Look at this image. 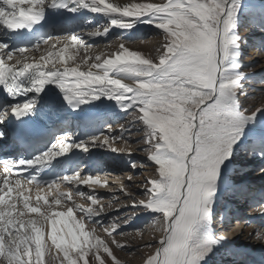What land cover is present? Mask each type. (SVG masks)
<instances>
[{
	"label": "snow or ice",
	"instance_id": "snow-or-ice-1",
	"mask_svg": "<svg viewBox=\"0 0 264 264\" xmlns=\"http://www.w3.org/2000/svg\"><path fill=\"white\" fill-rule=\"evenodd\" d=\"M78 2L90 6L94 13L111 15L112 27L128 29L133 20L140 18L153 24L162 33L155 54L134 50L119 39L114 51L93 56L87 53L91 46L81 36L65 35L62 45L46 38L31 48H19L15 52L23 59L13 62L14 51H5L7 46L0 43V85L13 94H39L46 85L56 84L69 105L105 97L125 110L131 109L132 124L139 125V132L143 133L137 143L146 154L152 173L142 182L143 198L136 199L134 193L128 192V184L121 183L120 192L131 200L126 207L159 214L157 222L162 225L154 251L142 259V264H200L212 249L207 241L194 239L192 225L210 215V197L219 170L230 158L246 116L255 117L264 111V106L239 111L233 99L239 78L225 75L224 61L236 45V38L230 36L235 8L229 0ZM48 3L49 0H0V27L15 32L33 25L39 22ZM107 31L105 28L87 35L100 36ZM41 45L48 47L39 57L23 55L39 51ZM81 49L85 56L78 63L76 57ZM28 73L33 74L31 87L24 88L19 79ZM34 106V101H25L13 105L10 112L19 119L30 114ZM112 131L109 126L108 135L79 143L60 135L47 151L33 159L0 160V264H45V253L52 252L51 246L62 253V259L59 255L50 256L49 264H122L115 250L124 245L117 237L130 234L121 229L131 215L104 223L101 197L80 187L101 183L107 186V179L101 181L99 175L76 172L44 183L49 189L57 185V191L40 195L44 184L38 183L35 176L25 178L28 169L45 165L73 149L87 152L90 147L107 146L118 151L114 143L124 139L111 136ZM3 138L4 133L0 132V139ZM14 172L20 173L27 185L36 182L35 202L26 194L31 188L21 178H14ZM127 179L132 181L133 177L129 175ZM59 184H65L67 191H59ZM73 193L86 203L73 201ZM45 223L50 226L47 235L51 246L43 230ZM98 227L103 231H98Z\"/></svg>",
	"mask_w": 264,
	"mask_h": 264
},
{
	"label": "rangeland",
	"instance_id": "rangeland-1",
	"mask_svg": "<svg viewBox=\"0 0 264 264\" xmlns=\"http://www.w3.org/2000/svg\"><path fill=\"white\" fill-rule=\"evenodd\" d=\"M139 2H145V0H139ZM229 3L235 8L234 26L230 31V36L236 38V45L230 48L231 54L224 61V71L227 77L239 78L233 97L237 109L241 112L251 111L255 106H264L261 104V101L264 100V0H229ZM112 18L110 16L108 19V26H110ZM84 22L88 25L85 30L80 27V32L82 30L94 32L101 26L107 28L104 26L106 24L104 21L94 22L92 17H85ZM132 24L133 26L128 29L113 27L110 31L108 30L109 32L107 31V38L111 36L112 42L120 39L128 43L127 46L130 47L141 40L152 42L159 35L162 37L161 31L153 24L144 22V18L133 20ZM140 34L141 36L143 34L142 38H139ZM149 53L154 55L155 49ZM235 65H239V67L237 68ZM131 111L130 109L122 115H109L110 117L103 120V125L99 126L95 133L82 137L80 140L75 138L72 129L65 130L62 135L71 137L70 142L79 143L89 141L93 136L108 135L110 126L113 129L111 136L120 135L123 137L124 140L114 143V147L122 146L125 149L123 152L112 151L107 146L90 147L91 149L89 148L87 152L73 149L80 153H77V156L80 155L79 162L74 168H69V172L72 174L81 172L86 176L90 163H93L90 171L99 175L101 181L106 176L108 179L113 177L115 172H124L121 174L126 176L123 181L120 178H111L109 186H103L101 183L94 184V186L93 184L80 185V187L85 192L94 191L101 197L100 203L105 206L106 214L103 217L104 223H108L110 218L131 215L129 222L121 229V231L130 234L125 237H117L124 247L116 249L115 254L122 264H142V259L154 251L155 245L162 235V225L157 222L159 214L131 206L126 207L131 204V200L120 192L121 183L128 184V192L134 193L136 199L143 198L142 182L152 173L151 164L147 160L146 154L140 151L141 145L137 143L143 133L139 132V125L132 124ZM129 130H131L130 134H128ZM56 139L52 141L51 145L55 143ZM125 140L128 143H125ZM17 158H19L18 155ZM77 161L78 157L72 162ZM133 164H137V167L134 168ZM72 165H66L65 169ZM222 166L224 170L220 168L215 190L210 197L209 217L205 220H198L192 225L194 239L207 241L212 249L200 261V264H259L253 249L264 248V229L262 228L264 211H260L261 208H264V178L260 179L257 176V172L260 170L264 173V111L257 112L255 117L246 116L240 138L230 158L225 160ZM227 167L232 174L230 182L225 180L227 178L224 172ZM129 175L133 177L132 181H128ZM240 183L244 186L242 193H244L245 200L240 202L243 205L240 207L238 216H235L234 213L237 209L233 210V208L238 205L235 204V201L242 194L241 190L237 192L236 189ZM236 184L238 185L236 186ZM102 190H107V192L104 194ZM60 191L67 190L61 189ZM232 193H235V198ZM14 196L15 193H13ZM72 196L76 203H86L75 193ZM49 199H51L50 196ZM32 201L35 202V200ZM41 203L43 202L41 201ZM106 203H111L112 207L109 208ZM117 208L119 211H116ZM133 213L135 214L133 215ZM30 215L35 216V214ZM27 218L28 216H25V219ZM229 222L232 225L230 230L235 231L234 235L228 234L230 230H227L229 229L227 223ZM98 231L102 232L103 229L98 227ZM221 234H224L226 238L221 239ZM146 245H152V247L149 248ZM55 253L49 254L46 250L45 264H49L50 256L61 255L60 258L62 257V253ZM52 264H58V261H53Z\"/></svg>",
	"mask_w": 264,
	"mask_h": 264
},
{
	"label": "bare ground",
	"instance_id": "bare-ground-1",
	"mask_svg": "<svg viewBox=\"0 0 264 264\" xmlns=\"http://www.w3.org/2000/svg\"><path fill=\"white\" fill-rule=\"evenodd\" d=\"M51 0H49V2H50ZM74 5L75 6H77L78 7V9L79 10H82V12H81V14L78 16V19H77V25H71V26H69L68 28H66L64 31H61V32H58V33H56L54 36H53V40L52 41H50V43H58V44H60V45H62L63 44V42H64V39H65V35H78V36H81L83 39H84V41L88 44V45H90L91 47L89 48V49H87V53L88 54H90V55H98V54H101V53H104V54H107V53H110V52H112V51H114V48H115V46H116V44L119 42V39L118 40H115V41H113L112 42V37L110 38H107V32L106 33H103L102 35H100V36H89L88 35V37H87V33H89V32H84L83 30H82V32H80L79 30H80V27H82V29L84 28V30H85V28L87 27V23H85L84 22V17H86V16H89V17H92V19H94V22H101V21H104L106 24L104 25L105 27H107V29L110 31L113 27L111 26V23H109V25L110 26H108L107 24H108V22H109V18H110V16L111 15H108V14H102V13H94V12H92L91 10H90V6L89 7H86V6H84V5H82V4H80L79 2H78V0H76V2L74 3ZM92 23V22H91ZM103 29H105V28H103L102 26H101V28H97V30H101V31H103ZM95 30V29H94ZM96 30V31H97ZM108 31V32H109ZM105 34H106V36H105ZM59 37V39H56V38H58ZM143 37V34H142V36H141V34L139 35V38H142ZM157 38V37H156ZM162 40V37H160V35L158 36V38L155 40V41H147V40H141L140 42H137V43H134L133 44V46H130V48L132 47L133 49H138V50H140V51H142V52H150V51H152V50H154V49H156L157 47H158V45H159V43H160V41ZM0 43H2V44H4V45H6L7 47H9L10 45H9V43H8V41H7V37L5 36V34H4V31H3V27H0ZM48 47V45H44V46H41V48H40V50L39 51H28V52H26L25 54H23V55H27L29 58H31V57H39V55H41L42 53H43V51H44V49L45 48H47ZM16 50H18V49H16ZM16 50H13L14 52H13V57H16V56H20L22 59H23V56L20 54V53H18V52H15ZM84 56H85V50L84 49H81L80 50V52H79V54L77 55V57H76V62H80L81 60H83V58H84ZM82 67H87L86 65H82ZM78 107H82V109H81V111H80V113L79 114H89V115H91L92 117H98V119H103L104 117H107L108 118V116L109 115H111V116H116V115H122V114H125L128 110H130V109H128V110H125L119 103H117L115 100H111V99H108V98H105V97H101L100 99H97V100H93V101H91V102H89V103H85V104H80V105H78ZM110 117V116H109ZM77 124V123H76ZM3 129V128H2ZM1 128H0V130H2ZM95 133V132H94ZM80 139H82V137L80 136V137H77V140H80ZM10 143H11V141H9ZM74 142V141H73ZM72 142V143H73ZM14 147V146H13ZM117 149H118V151H119V149H121V148H123L122 146H120V145H118L117 147H116ZM91 149V148H90ZM6 145H3V143H1L0 142V159L1 160H4V159H12V158H17V155L18 154H16V155H11V154H7V153H5L6 151ZM94 151V150H93ZM109 151V150H108ZM106 152V151H105ZM121 152V151H120ZM127 152V151H126ZM75 153H78V152H75V151H69L67 154H64V155H61V156H58V157H56V158H54V159H52L51 161H50V166H53V167H57V168H59V170L61 171V170H64L65 169V166L66 165H68V164H70V165H72V164H74V162H72V161H75V160H72V161H70V162H68V163H64L63 162V159H64V157H66V156H68V155H72V154H75ZM112 153V152H111ZM79 154V153H78ZM123 154V153H122ZM81 155H83V154H81ZM78 157V156H77ZM20 159H23V158H21V157H19ZM99 161V160H98ZM92 165H93V163H90V165H89V167H88V169H87V175H92V176H94L95 174H93V172H91L90 171V169L92 168ZM222 168V170H224V167L222 166L221 167ZM96 169V168H95ZM113 170V169H112ZM111 170V171H112ZM0 171H2V166H0ZM122 173H124V172H115V177L113 176H111L109 179H108V177L106 176V177H104V179H107V181H108V185L107 186H109L111 183L109 182V180L111 179V178H120V180H122L123 181V178H125L124 176H122L121 174ZM72 174V173H71ZM224 174H225V176H226V178L227 179H225L226 181H229L230 182V180H231V178H232V174H231V171H230V169H229V167H227L226 169H225V172H224ZM264 173H262L261 172V170L260 171H258L257 172V176H258V178H260V179H262V178H264V177H261L262 175H263ZM86 175V176H87ZM121 175V176H120ZM95 176H97V175H95ZM120 176V177H119ZM15 178V177H14ZM112 180V179H111ZM22 183H24V182H22ZM115 183V182H114ZM27 187H30L31 188V186H32V184L31 185H27V183H24ZM97 185V184H96ZM238 184H236V186H237ZM82 186V185H81ZM85 186V185H84ZM91 186V185H90ZM93 186H94V184H93ZM244 186L240 183L237 187H236V189H237V192H239L240 190H241V192L240 193H242V188H243ZM98 188V187H97ZM108 188V187H107ZM61 189H64V190H67V186L65 185V184H59V191L61 190ZM113 189V188H112ZM57 191V185H52V187H51V189H49V187H44V188H42V190L40 191V195H45V194H48V193H55ZM216 191L218 192V188L216 187ZM62 192V191H61ZM102 192H104V194L107 192V190H102ZM26 194H30V196H31V198H32V200H35L36 199V195H37V188L36 189H34V188H31V192L30 193H26ZM242 196L244 195V193H242L241 194ZM50 197H51V195H49ZM232 196L235 198V193H232ZM73 197V196H72ZM239 197H241V196H239ZM236 198L237 199V201H235V204L237 205V206H235L234 208H233V210H235V209H237V211L235 210V216H238V214H239V210H240V207L243 205V203L242 204H240V199L241 198ZM244 199H242V201H243ZM83 201V200H82ZM105 203V202H104ZM82 204H84V203H82ZM106 204H108V203H106ZM244 207V206H243ZM243 207H242V209H243ZM248 208V207H247ZM108 209V208H107ZM58 210H62V209H58ZM258 211V210H257ZM34 216V215H33ZM27 217V216H26ZM231 224H230V222H229V224H228V226H229V229H227V230H230V229H232V225L230 226ZM239 225H241V222H239ZM59 227V226H58ZM262 228L264 229V225L262 226ZM44 232H45V234H46V240H47V244L49 245V246H51V240H50V238L48 237V235H47V233L50 231V226L49 225H47V223H45L44 224ZM220 230V229H219ZM235 231H233V230H230L229 231V235H234L235 233H234ZM207 233V232H206ZM61 235H64L65 233L64 232H61L60 233ZM66 239H70L69 237H66ZM52 247V253L53 252H56L57 253V250L55 249V247L54 246H51ZM248 248H246V250H247ZM248 250H250V249H248ZM251 251V250H250ZM253 251H254V253H255V255L256 256H259V257H262L260 260H262V261H264V248L263 249H256V248H254L253 249ZM55 253V254H56ZM58 254V253H57ZM61 256V255H60ZM62 258V257H61ZM260 260L258 261V262H260Z\"/></svg>",
	"mask_w": 264,
	"mask_h": 264
}]
</instances>
